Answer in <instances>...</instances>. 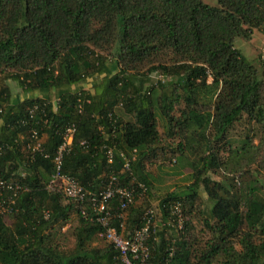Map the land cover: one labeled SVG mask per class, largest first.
Segmentation results:
<instances>
[{"label": "trees", "instance_id": "1", "mask_svg": "<svg viewBox=\"0 0 264 264\" xmlns=\"http://www.w3.org/2000/svg\"><path fill=\"white\" fill-rule=\"evenodd\" d=\"M255 29L264 34V0H0V176L23 186L14 211L0 213V264H125L95 219L91 195L78 201L49 187L70 125L76 131L63 172L91 194L107 187L111 173L137 196L138 182L148 193L150 165L159 151L167 156L165 136L180 138L170 149L191 168L190 182L160 200L165 224L148 241L149 264H264V185L257 178L264 138L229 136L244 120L264 126V73L235 45ZM156 70L169 80L143 87L139 81ZM95 76L102 77L92 89H71ZM6 79L26 96L14 98ZM32 129L41 151L27 147ZM219 170L226 176L213 179ZM202 192L212 202L208 214L198 207ZM118 205L116 196L111 225L128 235L146 209L132 205L124 220ZM199 216L206 241L191 235ZM72 218L74 246L61 249L51 228Z\"/></svg>", "mask_w": 264, "mask_h": 264}, {"label": "rangeland", "instance_id": "2", "mask_svg": "<svg viewBox=\"0 0 264 264\" xmlns=\"http://www.w3.org/2000/svg\"><path fill=\"white\" fill-rule=\"evenodd\" d=\"M203 2L211 5V6H218V0H203ZM236 47L244 54L246 59L250 62H252L254 65L257 66V68L264 73V34L259 30H254L252 38L251 39H244L241 37H238L235 41ZM102 76H95L94 78H91L87 80L86 82L74 85L71 87L72 90H78V89H92L93 84L98 83L100 81ZM141 78H138L137 81H139ZM160 79H165L166 81L169 80L168 76H165L160 70H156L155 72L150 73L147 78H142L139 82H143V87H147L151 85L152 83L157 82ZM5 84L9 86V88L12 91V94L14 95V98L16 96H19L21 98H24L26 94L23 92L22 88L19 86V84L16 81H13L11 79H6ZM33 95V94H31ZM117 112L119 114H122L124 117V120H128L130 116L124 114V109L119 108L117 109ZM179 114V112H176ZM158 122L160 126L161 133H166L167 128L165 127V124L163 120L158 117ZM246 133H250V135L254 138L255 142L258 143L260 138H264V126L259 125L255 121H249L244 120L241 121V123H237L230 131L229 136L232 137L234 140H238L243 138ZM164 134V135H166ZM166 141L163 142L164 148L167 151V156L164 158L162 156V151H159V158L155 162H153L149 169L151 171V188L148 193L140 194L136 197V201L133 204V206L142 207L144 209L152 208L155 211L156 214V223L158 225V228L165 224L163 222L162 213L160 212V200L166 195L174 190L180 191L183 188H185L186 185L189 184V174L191 173V168L185 163L183 165L184 159L179 156L178 153L173 152L170 148L171 146L175 147L180 140L178 136L175 137H167L165 136ZM235 143H237L235 141ZM221 155L222 157H225V154H227L226 149L221 146ZM252 170L256 168L255 165H252ZM213 179L219 180L225 177L226 175H223L222 171L219 170L215 174H211ZM257 178L260 179L262 182L261 184L264 185V171L257 172ZM202 201H198V207L202 208L204 207L205 212L208 214L209 207H211L212 202L207 201L206 202V194L202 192ZM206 205L204 206V204ZM132 206V205H131ZM129 208V207H128ZM129 210V209H128ZM127 209L123 212L124 214V220L127 218L128 211ZM7 216V213H5ZM5 214H3L5 216ZM182 219L184 221V215L183 211L181 209ZM75 218H72L70 222L67 224H61L58 223L54 228H51L52 233L54 234L53 238L56 240L57 246L61 249L63 248H71L74 246V238L71 234V226L75 223ZM185 219H187L185 217ZM173 223L172 220H168L167 222ZM193 227L191 230L192 238H196L197 240L206 241V239L210 236L207 229L202 224V218L194 217L193 220ZM168 223L166 225H168ZM175 224V223H174ZM178 228H180L177 225ZM183 228V227H182ZM126 234V231H124ZM172 231H168V234H170Z\"/></svg>", "mask_w": 264, "mask_h": 264}, {"label": "built area", "instance_id": "3", "mask_svg": "<svg viewBox=\"0 0 264 264\" xmlns=\"http://www.w3.org/2000/svg\"><path fill=\"white\" fill-rule=\"evenodd\" d=\"M75 131L76 128L74 125H70L66 129L63 136V142L59 146L55 156L56 167L49 187L57 189L65 196L78 201H84L88 195H91L90 200L95 213V219L105 227V235L107 239L120 250L124 263L149 264L150 250L148 241L158 229L155 211L152 208L146 209L140 226L128 235L124 234V231L119 232L117 227L111 225V220L115 217V214L112 212L111 200L118 196V206L121 211L124 212L128 207L135 203L137 194L134 189L121 185L118 182L119 178L115 173H111L109 184L103 191L98 194H91V192H88L75 177L63 172V155L71 147ZM31 133L33 142L28 143L27 147L31 148L33 151H41L43 144L42 137L36 129H32ZM114 148L115 146L108 148L107 153L109 162H112L114 159ZM2 152L3 145L0 144V156L2 155ZM122 156L125 159V169L130 170L132 159L124 152L122 153ZM138 188L140 189L139 195L146 193L147 191L146 185L142 182H138ZM22 189L23 186L19 181L4 179L0 176L1 214L14 211L16 198ZM175 209L176 210L173 211V214L178 216V226L182 228L183 219L180 205L177 204ZM120 216L124 217V214Z\"/></svg>", "mask_w": 264, "mask_h": 264}]
</instances>
